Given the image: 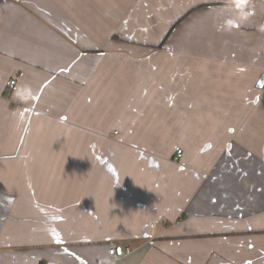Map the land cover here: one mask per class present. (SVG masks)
I'll return each mask as SVG.
<instances>
[{"label":"crops","instance_id":"0c3cea01","mask_svg":"<svg viewBox=\"0 0 264 264\" xmlns=\"http://www.w3.org/2000/svg\"><path fill=\"white\" fill-rule=\"evenodd\" d=\"M230 2L0 0V264H264V0Z\"/></svg>","mask_w":264,"mask_h":264},{"label":"clouds","instance_id":"9594fccd","mask_svg":"<svg viewBox=\"0 0 264 264\" xmlns=\"http://www.w3.org/2000/svg\"><path fill=\"white\" fill-rule=\"evenodd\" d=\"M228 8L231 10L232 16L227 18L224 22V25L227 27L238 26L253 14L248 8V0H231ZM16 94L18 99L27 100L30 99L34 93L30 85L22 84L16 89Z\"/></svg>","mask_w":264,"mask_h":264},{"label":"built area","instance_id":"2783aa9c","mask_svg":"<svg viewBox=\"0 0 264 264\" xmlns=\"http://www.w3.org/2000/svg\"><path fill=\"white\" fill-rule=\"evenodd\" d=\"M18 77H22V74H18ZM18 86L17 80L14 78H10L9 80L6 81L5 83V88L6 91L8 92H14L16 91ZM182 155V150L180 148H175L174 156H173V161H178L181 158ZM109 256L116 257L117 255V249L114 244H111L110 249L108 251Z\"/></svg>","mask_w":264,"mask_h":264},{"label":"water","instance_id":"95a60500","mask_svg":"<svg viewBox=\"0 0 264 264\" xmlns=\"http://www.w3.org/2000/svg\"><path fill=\"white\" fill-rule=\"evenodd\" d=\"M264 83V77H261L260 81H259V84H258V87H261Z\"/></svg>","mask_w":264,"mask_h":264},{"label":"rangeland","instance_id":"374dc122","mask_svg":"<svg viewBox=\"0 0 264 264\" xmlns=\"http://www.w3.org/2000/svg\"><path fill=\"white\" fill-rule=\"evenodd\" d=\"M14 79H16L17 80V77L16 78H14ZM18 82V81H17Z\"/></svg>","mask_w":264,"mask_h":264}]
</instances>
